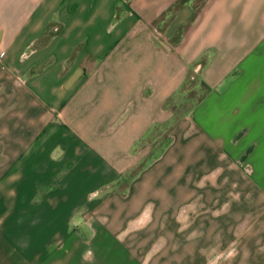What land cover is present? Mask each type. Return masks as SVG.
<instances>
[{
  "label": "crops",
  "instance_id": "obj_1",
  "mask_svg": "<svg viewBox=\"0 0 264 264\" xmlns=\"http://www.w3.org/2000/svg\"><path fill=\"white\" fill-rule=\"evenodd\" d=\"M191 78L206 90L175 119ZM232 182L264 203V0H0V264L83 263L80 225L94 245L196 191L206 212L230 198L222 225Z\"/></svg>",
  "mask_w": 264,
  "mask_h": 264
},
{
  "label": "rangeland",
  "instance_id": "obj_2",
  "mask_svg": "<svg viewBox=\"0 0 264 264\" xmlns=\"http://www.w3.org/2000/svg\"><path fill=\"white\" fill-rule=\"evenodd\" d=\"M176 26L173 22L164 23L159 29L168 31L171 35L169 40L172 41L180 33V28ZM205 90L206 86L197 79H188L184 90L177 93L171 102L175 119L192 107ZM166 131L167 124L154 127L152 133L142 140V144L149 147L144 157L116 181L105 185L103 190L124 189L130 175L159 153L166 142ZM205 180L203 184L215 185V182ZM230 184L232 189L229 190L232 191L229 195L237 206L226 217L224 214L222 225L216 224L217 218L226 212V202L230 198L224 200L222 205H213L210 212H206L196 191L192 197L177 205L173 216L165 212L152 214L151 205L147 204L142 213L129 219L122 229L114 231L111 239H96L94 245L86 243L91 230L80 225L77 230L84 240L79 246L68 247V252L77 249L83 261L80 264H264V203L256 194L254 205H248L245 182L239 183L238 187L234 182ZM96 194L97 191L93 192L98 201L100 197ZM90 217V214H78V221L86 222ZM95 217L97 220L98 215ZM151 224L158 228L147 229ZM171 224H174L173 230L170 229ZM200 224L205 229H200ZM216 225L217 230H214Z\"/></svg>",
  "mask_w": 264,
  "mask_h": 264
}]
</instances>
